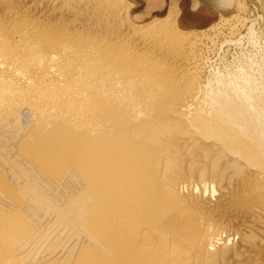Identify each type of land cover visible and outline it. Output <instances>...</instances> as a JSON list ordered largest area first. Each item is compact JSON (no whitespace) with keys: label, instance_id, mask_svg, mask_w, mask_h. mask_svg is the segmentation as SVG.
I'll return each mask as SVG.
<instances>
[{"label":"bare ground","instance_id":"obj_1","mask_svg":"<svg viewBox=\"0 0 264 264\" xmlns=\"http://www.w3.org/2000/svg\"><path fill=\"white\" fill-rule=\"evenodd\" d=\"M136 11L0 0V264H264V86Z\"/></svg>","mask_w":264,"mask_h":264},{"label":"rangeland","instance_id":"obj_2","mask_svg":"<svg viewBox=\"0 0 264 264\" xmlns=\"http://www.w3.org/2000/svg\"><path fill=\"white\" fill-rule=\"evenodd\" d=\"M131 2L146 21L175 7L184 29L203 33L204 78L232 79L247 69L264 86V0H235L228 8H214L208 0L197 6L196 0Z\"/></svg>","mask_w":264,"mask_h":264}]
</instances>
